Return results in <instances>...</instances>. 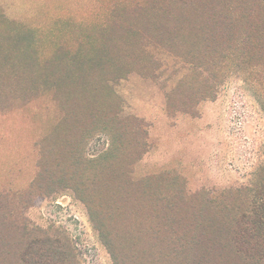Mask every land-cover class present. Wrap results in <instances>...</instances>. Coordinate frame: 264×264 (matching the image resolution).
Listing matches in <instances>:
<instances>
[{
	"label": "rangeland",
	"instance_id": "obj_1",
	"mask_svg": "<svg viewBox=\"0 0 264 264\" xmlns=\"http://www.w3.org/2000/svg\"><path fill=\"white\" fill-rule=\"evenodd\" d=\"M194 1L203 15L191 16V26L172 16L165 26L160 19L165 37L151 32L173 39L164 43L172 52L153 48L152 69L149 53L139 50L137 30L145 26L133 19L134 7L148 9L152 20L163 11H185L183 0H0V192L26 191L39 161L53 171L55 159L68 161L73 125L90 123L98 107L112 109L101 87L96 90L101 80L120 97L118 116L130 127L92 133L82 149L87 161L105 157L106 173L114 169L110 180L132 185L169 173L189 194L248 188L264 167V0H211L235 25L237 42L213 99L203 97L209 87L203 81L214 70L190 73L192 57L199 66L205 62L196 26L209 18L211 3ZM167 104L174 109L167 111ZM22 213L34 228L68 241L78 264H113L87 206L72 191L40 192ZM107 229L113 241L128 245L123 228Z\"/></svg>",
	"mask_w": 264,
	"mask_h": 264
},
{
	"label": "trees",
	"instance_id": "obj_2",
	"mask_svg": "<svg viewBox=\"0 0 264 264\" xmlns=\"http://www.w3.org/2000/svg\"><path fill=\"white\" fill-rule=\"evenodd\" d=\"M204 5L206 8V3ZM179 6L185 11L176 14L163 11L159 19L152 20L148 9L134 7L132 13L136 17L133 19L145 26L144 30H137L141 39L140 52L150 56L153 48L158 46L172 52L164 43L173 42V39L165 40L166 31L160 30V19L165 26L171 22L172 16H181L191 26V16L193 19V16L203 15L194 0H183ZM217 7V3L211 2L207 8L209 18L203 23L207 17L203 16L202 24L196 26L197 33H200L199 50L204 53L205 62L199 66L200 63L192 57L193 63L190 64V73L214 70L212 76L203 81L209 86L203 96L207 99H213L216 78L219 75L224 77L228 71L225 64L233 57L230 56L232 44L236 47L237 43L233 39L235 25L223 17ZM159 8L157 3L153 7L157 15ZM152 31L164 34V37L152 38ZM150 58L153 69L154 61L152 56ZM99 87L112 109L103 112L104 107H98L97 112L90 113V123L77 121L73 125L71 131L74 135L66 142L68 161L62 165L59 159H55V171L45 168V162L39 161V171L26 191L0 192V264H78L68 241L34 228L22 213L34 195L60 190L72 191L87 206L91 222L113 264H264V167L245 190L230 189L218 196L205 192L189 194L183 186L172 184L174 176L169 173L132 185L114 182L108 178L114 169L106 173L105 157L96 161H87L83 157L82 146L90 134L103 132L111 135L130 127L127 120L118 116L121 99L109 85V80L99 81L96 90ZM83 92L89 93V90ZM167 99L170 100L171 96ZM173 109L167 104V111ZM66 116L63 113L62 117ZM42 143L36 146L40 147V156L44 157L47 147ZM236 201L243 202L245 209L239 208ZM181 223L184 228H180ZM111 227L124 229L127 247L113 241V233L107 229ZM114 240H117L116 235Z\"/></svg>",
	"mask_w": 264,
	"mask_h": 264
}]
</instances>
